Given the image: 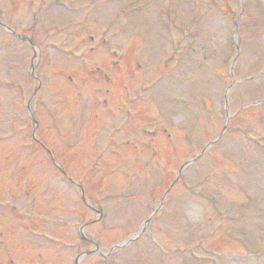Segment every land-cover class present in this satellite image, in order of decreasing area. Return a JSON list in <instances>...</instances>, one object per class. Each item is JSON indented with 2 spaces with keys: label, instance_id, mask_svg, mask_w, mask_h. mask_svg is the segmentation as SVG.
<instances>
[{
  "label": "rangeland",
  "instance_id": "rangeland-1",
  "mask_svg": "<svg viewBox=\"0 0 264 264\" xmlns=\"http://www.w3.org/2000/svg\"><path fill=\"white\" fill-rule=\"evenodd\" d=\"M0 264H264V0H0Z\"/></svg>",
  "mask_w": 264,
  "mask_h": 264
},
{
  "label": "water",
  "instance_id": "water-1",
  "mask_svg": "<svg viewBox=\"0 0 264 264\" xmlns=\"http://www.w3.org/2000/svg\"><path fill=\"white\" fill-rule=\"evenodd\" d=\"M119 245V244H118ZM96 251V249L95 250H91V251H89L88 253H92V252H95Z\"/></svg>",
  "mask_w": 264,
  "mask_h": 264
}]
</instances>
